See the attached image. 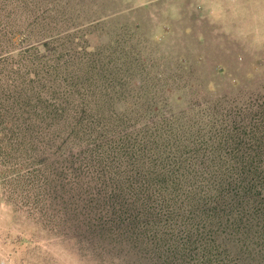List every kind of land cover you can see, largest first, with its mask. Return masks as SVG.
<instances>
[{"label":"trees","instance_id":"16d2710c","mask_svg":"<svg viewBox=\"0 0 264 264\" xmlns=\"http://www.w3.org/2000/svg\"><path fill=\"white\" fill-rule=\"evenodd\" d=\"M8 1L0 0V13L9 16ZM28 25L21 47L0 55L4 158L18 152L22 167L33 158L30 174L72 207L83 204L86 225L143 240L169 264L264 257L261 92L191 113L164 115L156 100L143 111L141 88L128 82L132 71L116 53L92 50L77 35L32 43L34 32L44 36L59 24ZM128 94L138 98L135 115L111 106Z\"/></svg>","mask_w":264,"mask_h":264},{"label":"rangeland","instance_id":"374dc122","mask_svg":"<svg viewBox=\"0 0 264 264\" xmlns=\"http://www.w3.org/2000/svg\"><path fill=\"white\" fill-rule=\"evenodd\" d=\"M8 2L12 15L0 13V55L21 47L29 23L37 22V31L42 22L58 23L44 36L34 32L30 42L77 35L92 50L116 53L122 67L132 71L128 82L141 88L136 96L145 102L143 111L154 100L162 105L160 113L171 115L191 113L203 103L225 105L253 93L264 95V0ZM130 97H115L111 106L135 115L138 98ZM5 143L3 138L0 144ZM4 157L0 153V264H169L153 259L152 247L143 240L86 225L83 204L72 207V199L62 200L50 184L30 174L33 158L22 167L18 152ZM239 262L264 264V257L247 255Z\"/></svg>","mask_w":264,"mask_h":264}]
</instances>
